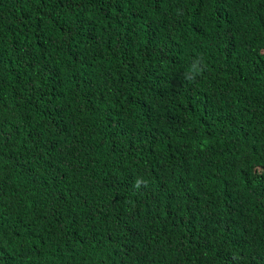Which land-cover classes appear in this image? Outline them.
Instances as JSON below:
<instances>
[{"label":"trees","instance_id":"1","mask_svg":"<svg viewBox=\"0 0 264 264\" xmlns=\"http://www.w3.org/2000/svg\"><path fill=\"white\" fill-rule=\"evenodd\" d=\"M0 264H264V0H0Z\"/></svg>","mask_w":264,"mask_h":264}]
</instances>
